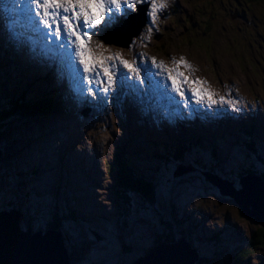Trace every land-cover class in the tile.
<instances>
[{
  "label": "rangeland",
  "instance_id": "374dc122",
  "mask_svg": "<svg viewBox=\"0 0 264 264\" xmlns=\"http://www.w3.org/2000/svg\"><path fill=\"white\" fill-rule=\"evenodd\" d=\"M163 2L166 7L163 20L160 19V23L156 24L158 29L160 27V32L154 34L146 30L138 38L133 37L126 49L112 44L106 46L100 38L103 31L98 34L97 29H90L89 34L95 37L96 43L91 47L92 59H96L97 51L105 47L106 52L125 56L128 64L138 73V64L143 62L149 64L152 70L158 69L155 73L160 81L168 75L172 83L170 76L176 77V73L180 72L189 74L191 71L199 81L196 73L198 66L208 83L203 84L201 81L200 84H194L193 79H187L188 82L181 87L184 96L181 97L177 92L180 98L196 100L197 97H193L191 92L192 88L200 91L204 85L212 86L214 83L213 86H218L222 83L218 78H222L223 82H235L236 93L245 96L244 101L236 103L240 109L247 110L248 103L254 102L255 96L264 99V0ZM207 10L214 14L215 22L205 20ZM133 19L131 23L112 33L110 40H122L139 24L137 17ZM204 22H208V25H204ZM6 33L3 30L0 32L2 40ZM148 36L152 39L151 44L135 59L133 41L137 42L142 37L149 39ZM6 45L1 47L4 56L14 62L12 51ZM88 50L87 46L86 60ZM181 55L191 67L180 63L177 58ZM173 59L177 61L176 64ZM113 60L116 61L117 58ZM120 60L124 61L121 56ZM3 63L4 58L0 52V106L6 103L5 98L14 97L15 84L19 85V89L26 88L28 82L22 78L30 73L29 66L26 65L19 76L21 79L13 77L15 82L10 81L3 78L6 71L17 74L18 67L7 66L4 69L1 67ZM157 64L162 67H157ZM78 66L81 76L102 80L103 74L95 70L85 72L79 58ZM48 67L47 64V69ZM110 67L117 69V63ZM94 69L98 70L97 64ZM127 69L129 68L125 67V71ZM31 85L32 90L28 91V95L36 94V90H39L37 93H43L51 89L40 82L31 81ZM225 91L232 93L228 88ZM224 93L220 91L219 96ZM114 95L115 99H119ZM230 97L233 96L230 94ZM222 98L223 100L213 98L216 102L211 103L204 96L201 103L217 107L218 104L233 106L230 99ZM112 106L115 107L111 100L95 116L82 109L81 116L46 114L41 117L20 118L11 123L0 137V210L16 207L22 212L21 227L26 229L30 225L32 230H56L49 225L55 223L54 216L63 212V218L59 217V232L63 235L72 264H131L136 257L148 251L150 246L166 241V234L173 232L177 236L175 231L178 232L179 229H184V234L186 231L191 241L200 244L196 245L200 253L196 264H264V238L261 239V245L257 244L253 248L248 245L249 239L261 224L253 216L242 215V210L240 211L241 208L234 199L230 195H223L210 181L212 178L226 192L229 189L239 190L244 176L249 173L256 175L252 171L256 170L264 176V166L260 160L253 153L243 150L239 140L234 139L216 147L218 154L214 159L208 160L209 154L205 155L209 153V146L206 145L204 149L194 150L192 156L183 154L184 160L179 162L171 159L169 163H159L151 155L154 143L149 142L141 132H134L129 140L132 144L130 155L145 162L143 165L137 161L131 162V165L136 168L138 175L155 182L157 197L153 194L148 196L151 198L149 200L143 194L130 190L122 197L116 191L114 152L117 144H121L119 148L124 146L122 142L127 138L125 129L128 122L120 121L116 110L112 111ZM174 125L177 126L176 123ZM22 132L25 134H21ZM111 134H115L113 140ZM23 135L25 138L21 139ZM135 135L142 136L146 141L142 138L135 139ZM204 141L208 143L206 138ZM127 145L124 147L126 150ZM253 145L264 163V138L254 141ZM84 153L92 155L93 159L84 156ZM81 157L98 169L100 174L97 184L88 182ZM103 158L107 162L106 166L102 162ZM181 162L191 163L193 169L178 177L174 176L173 171ZM34 167L36 170H33ZM245 168L250 170L242 174ZM165 169L167 172L164 173ZM178 172H182V168ZM169 173L171 178H168ZM22 195H26V198ZM244 196L248 198V194ZM256 205L259 214L264 215V208L259 207L262 202L252 204ZM252 206H248V212H251L249 210ZM78 217L84 218L80 221ZM202 238L205 243L201 241ZM247 249L250 252L248 256H240L242 259L235 262L234 257Z\"/></svg>",
  "mask_w": 264,
  "mask_h": 264
},
{
  "label": "bare ground",
  "instance_id": "6f19581e",
  "mask_svg": "<svg viewBox=\"0 0 264 264\" xmlns=\"http://www.w3.org/2000/svg\"><path fill=\"white\" fill-rule=\"evenodd\" d=\"M165 8L166 7H164L162 12L158 11L157 18L153 24L149 16V12L151 10L150 4L148 7V2H146L145 5L141 7V12H137V18H143L147 23L140 34L144 33L146 30H149L154 34L160 32V27L158 29L156 24L160 23V19L161 21L163 20L162 15L165 11ZM171 9L173 10V8ZM2 12L4 14L6 24H11L10 31L13 33L14 38V40L11 41L15 45V51L12 56L15 60L14 62L9 61L7 57L4 56L3 49L0 47V52L4 58V63L1 65V67L4 69H6L7 66L16 68L18 67L19 70L17 74L6 71V74L3 78H8L10 81L15 82L13 77H18L21 79L19 76L21 72H24L23 70L25 69L26 65L29 66L28 69L30 71L29 74H26L25 77L22 78L25 82H28L26 88L24 90L19 89V85L15 84V93L18 92L20 94L25 92L26 97H34V100L37 101L40 97L45 98L43 103L47 105L48 102L50 106H53V108L57 110V114L54 115H62L65 117H75L76 115H80V111L82 109L89 111V114H93L95 116V114H98V110L111 103V99L114 94L118 96L119 99H116L114 103V106H118V108L112 106V111L116 110L117 118L123 123L127 120L128 123L125 129L127 138L122 142L124 143V146L119 148L121 144L119 143L116 145L115 148L117 150L114 152L115 157H117L116 155L119 153V151H124L128 154L130 153L132 144H130L129 140H131V133L134 132H141L149 142L154 143V146H157L159 143L161 144L164 140H169L171 142L169 145L171 146L176 145V142L173 140V138L186 137L198 143L196 147L190 148L192 155L194 150L198 151L204 149L206 148V145L209 146L208 149L210 151V146L214 144V142L216 143V147L219 148L220 145L223 146L226 142L233 141L239 136L238 128L240 124L249 126L252 130L256 129L251 135V138L254 139L252 140L253 142L264 138V99H259V97L253 95L258 98V100L251 103V108L247 110L243 108L240 109L236 103H239L242 100L244 101L245 96H241L239 93H236L234 86L235 82H230L227 80H225L226 82H223L222 78H218V80L221 79L222 81V83H220L218 86H213V83L212 86L204 85L200 88V90L205 89L211 92L213 94V98L215 99L222 97L230 99L233 103L232 107L228 106L227 104H218L219 107L214 104H198L196 102L197 98H195L196 100H190L189 97L188 99L180 98L177 95V92L174 90L173 83L169 80L168 75L160 81L159 78H156L157 74L155 73V71L158 69L152 70L149 64L140 62L138 64L140 73L130 69L125 71V67L123 66V63H121L120 56L124 61H128V59L125 58V56L115 52H106L105 47H102L97 51L96 59L102 58L103 63H97L98 70L94 69L101 75L103 74L102 80L86 78L80 74L78 57L75 54V45L73 43L75 37L68 38L63 32V25H61V36L58 40L55 36L50 35L47 32L49 29L42 25V21L37 16L36 12L31 10V7L29 6V0H0V14H2ZM129 13L130 12H128L126 16L118 19L116 23H113L109 26H104L103 24L99 25L97 27L98 34L104 31L105 28L107 29V27L115 26L109 30L112 34L123 28L125 25L131 23L134 20L133 18L129 17L128 19L124 20V18H126ZM139 27L140 24H136L132 30H130L124 36V38H122V40H125L124 42L118 39L117 41L120 42L119 44L114 43L113 41L115 40H110L111 34L103 38L102 41L126 48L127 46H130L128 43L127 46L121 44L127 42V39H129V41L130 39L132 40V37L136 36L137 33H134L139 29ZM90 29L91 28L84 29L81 27L78 29V31L88 32L91 40L88 41L87 46L89 47L90 51H92L91 47L93 48V43L95 45L96 43L95 37L89 34ZM54 30L55 26H53V31ZM0 37V45H2L3 41L1 34ZM138 37L139 36L136 38ZM4 38L5 37H3V39ZM151 41V37H149V39L147 37H142L137 42L133 41L132 47L135 48V59L138 58L139 54H142L141 52L145 47H149ZM105 45L111 46L108 44ZM108 57H112V59H108ZM181 57H183V55L177 59H180ZM113 58H117V60L114 61ZM113 63H117V69L110 67V65ZM47 64L49 66L48 69ZM105 68H108L110 70V74L112 75V84L111 87L108 88L107 92L103 91V89L107 87L109 83L108 77L104 72ZM196 68L199 81H202L203 84H207L208 81L206 80V76L204 75L202 69L198 66ZM180 73L183 74V72ZM30 74L33 75L30 77ZM184 77H187V79H193V81H197L192 71L189 74H183V76L178 80L181 81ZM31 81L44 83L46 86L51 87V89L47 90V94L43 92L28 95V91L32 90ZM227 88L231 89L232 93H227L225 91ZM220 91L225 93L219 96ZM15 93L13 95H15ZM230 94L233 97H230ZM245 103L247 104V102ZM51 113L52 112H48L47 114ZM175 121L177 122V126L174 125ZM214 125H216V127H214ZM21 134H25V132H22ZM31 136L27 135V137ZM114 137L115 134H111L112 140ZM24 138L25 135L21 137V139ZM204 138L208 140V143H205ZM242 138L248 140V136H246V134H244ZM135 139L140 138L139 136L135 135ZM125 145H127V150L124 148ZM152 152L154 153V148ZM130 154L128 155V158L131 160V162L137 161V163L140 162L139 164L141 165L144 164V160L138 161V159H136L137 157H134V155ZM207 154L209 153H206L205 155L207 156ZM217 154L218 152L216 149L215 156H217ZM84 156L93 159L92 155H86L84 153ZM210 159L211 158H208V160ZM81 160L84 173L87 179H89L88 182L97 184L98 176L100 174L98 169L95 168L94 165L86 162L83 158ZM142 161L143 163H141ZM102 162L104 163V166H106L107 162H105V158L102 159ZM208 166L211 167L210 164ZM181 168L182 172H178V170ZM34 169L36 170L35 167ZM192 169V164H185L181 162L176 170L173 171V175L183 174ZM210 181L214 183V185L217 186L221 192L222 189L219 184L212 178H210ZM252 181L262 182L264 184L261 176L258 174L255 175L249 173L241 180L242 188L236 191L229 189L228 192L224 191L221 193L223 195H230L237 205L239 204V200L244 203L247 201H258V203L262 202L263 200L261 197H259L258 194L253 193V188H249L248 191H242L243 183H249ZM250 187H253V185H250ZM246 194H248V198L244 196ZM239 206L240 205H238V207ZM241 210L242 208L240 211ZM241 213L243 214V210ZM84 217L78 218L79 220H83ZM260 226L264 228L263 224ZM41 230L43 231V229ZM178 243L182 244L184 248L191 251L192 254L196 253L197 256H199V251L191 246V244L194 246L197 245L194 241H191L190 244L185 240L184 237H175L173 241H162L158 243L148 252L136 257L133 262L141 258L149 257L160 244L175 245ZM156 260L159 264H183L179 259L173 260L168 252H163L161 255H158ZM133 262L131 264H133Z\"/></svg>",
  "mask_w": 264,
  "mask_h": 264
},
{
  "label": "trees",
  "instance_id": "16d2710c",
  "mask_svg": "<svg viewBox=\"0 0 264 264\" xmlns=\"http://www.w3.org/2000/svg\"><path fill=\"white\" fill-rule=\"evenodd\" d=\"M205 14H207L205 15V20L209 21V23L212 21L215 22L216 18L214 14H210L208 10L206 11ZM204 25L207 26L208 22H204ZM208 30H210V28ZM37 92H39V90H36L35 93ZM44 93L47 94V91ZM44 100L45 98H42V97L38 98V101L34 100V97H31V98L26 97L25 92L20 93V94L17 92L15 93L14 97L5 98L4 102L6 103L4 104V106H0V137H2V134L3 135L5 134L6 130L10 127L11 123H13L14 120L16 119L26 118V117H35V116L40 117V116L46 115L48 112H52L51 115L57 114V110L54 109L53 106H50L48 102H47V105L43 103ZM254 130H252L249 126L240 124L238 131L241 134H239L240 138L238 137L239 138L238 142L242 145L243 150L253 153L255 155V158L260 160V162L264 166L263 159L259 156L261 154L255 149L254 145L252 144L253 143L252 140L254 139L251 138V135ZM244 134L248 136V140L244 141L243 139H241ZM173 140L176 142V145L171 146L169 145L171 144L169 140H164L161 144L159 143L157 144V146H154V153L153 152L151 153L153 159L157 160L159 163H169L171 159H174L177 162H179L181 160H184V158H182L183 154H188L189 156L190 155L192 156V151L190 150V148H194L198 144L196 141L190 140L186 137L184 138L176 137V138H173ZM129 154L124 151H119V153L116 155L117 157H116V162H115V168H116V191L117 193H121L122 197H125L126 192L130 190L134 193L137 192L139 194H143V196H145L146 198L148 196H153V194H155V197H157L155 182L148 180L146 178H143L141 174L138 175L136 168L133 165H131V160H129L128 158ZM215 155H216V143L214 142V144L210 146L209 157L211 159H214ZM141 163H143V161ZM244 170L245 171H243L242 174L248 173L250 169L245 168ZM163 172L165 173L167 172V170L165 169ZM253 172L255 173L256 170ZM256 174L261 176L264 181V176L262 174H260L259 172L258 173L256 172ZM179 175H182V174H179ZM179 175H174V176L178 177ZM168 178H171L170 173L168 174ZM22 196H24V199L26 198V195H22ZM148 198L149 200L151 199L150 197ZM52 214H54V211ZM62 214L63 212L62 213L60 212L56 217L54 216V218L58 220L54 219L55 223H51V225H49L51 226V228H56V230L58 229L61 231L60 229L61 221H59V217L63 218ZM67 215L69 218H71V215L69 214ZM72 220L74 221V218H72ZM193 228L194 227L192 226L191 229L193 230ZM183 231L184 229H179L178 232L175 231L177 236H174L173 232L172 233L170 232V234L168 235L166 234L164 239L166 241H171V240H174L175 237H184L185 240L190 243L191 238L188 237V234L186 231H185V234ZM263 233H264V228L260 226L259 230L256 231L255 234H253L252 238L249 239L248 245H251L252 248L253 246L257 244L261 245V243L263 242L261 239L264 238ZM203 239L204 238H202L201 241L205 243ZM157 241L159 242V240ZM197 245H200V244H197ZM191 246L197 250L199 249V247H197L196 245L194 246L191 244ZM151 248H153V246L152 247L150 246L147 250L149 251L151 250ZM249 253L250 252L248 251V249L240 251V253L234 257V261L239 262L242 259V258H239L240 256H243L244 258L246 255L248 256Z\"/></svg>",
  "mask_w": 264,
  "mask_h": 264
},
{
  "label": "snow or ice",
  "instance_id": "6c2138e0",
  "mask_svg": "<svg viewBox=\"0 0 264 264\" xmlns=\"http://www.w3.org/2000/svg\"><path fill=\"white\" fill-rule=\"evenodd\" d=\"M144 2L145 0H29V6L32 11L36 12L42 21V25L49 29L50 35L55 36L59 40L61 25H63L64 34L68 38L75 37L73 41L75 54L79 58V62L84 65V71L92 72L97 63H103V59H92L90 49L88 50V59H85L87 44L91 37L87 31L80 32L78 29L81 27L84 29H97L102 24L109 26L126 16L128 12L135 10L137 4ZM147 2L150 4L151 9L149 16L154 24L158 11L162 10L165 4L163 0H147ZM53 26H55L54 31ZM108 59H112V57H108ZM121 63L126 68L134 71L127 61H121ZM153 63H155V60H153ZM173 63L176 64L177 61L173 59ZM180 63H184L185 67H191L184 61L183 57L180 58ZM157 67H162V65L157 64ZM104 72L108 77L109 83L103 91L107 92L112 84V75L108 68H105ZM182 76V73H176V77L170 76L174 90L181 97L184 96L181 86L188 82L187 77H184L178 84L177 79ZM193 83L200 84L201 81H193ZM191 92L194 97H197L196 102L198 104L202 102L204 96H207L211 103L216 102L213 99V94L205 89L197 91V89L192 88Z\"/></svg>",
  "mask_w": 264,
  "mask_h": 264
},
{
  "label": "water",
  "instance_id": "95a60500",
  "mask_svg": "<svg viewBox=\"0 0 264 264\" xmlns=\"http://www.w3.org/2000/svg\"><path fill=\"white\" fill-rule=\"evenodd\" d=\"M135 17L137 14L130 16V18ZM143 22V18L139 19V29ZM128 41L129 39L121 45L127 46ZM113 42L120 43L119 41ZM249 188H253V193L261 197L263 201L262 206L259 207L264 208V184L257 181L244 182L242 191H248ZM224 191L226 190H221V192ZM251 204L254 205V202L244 203L239 200L238 205L241 206L244 215L253 216L256 222L264 225V215L259 214L258 205L253 206L249 210L251 212H248V206ZM21 216L22 212L16 207L0 210V264H72L61 232L54 229L32 230L30 225L24 229L20 224ZM163 252H168L173 260L179 259L183 264H195L198 260L196 253L192 254L180 243L160 244L152 255L138 259L133 264H159L156 258Z\"/></svg>",
  "mask_w": 264,
  "mask_h": 264
}]
</instances>
